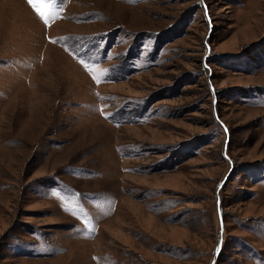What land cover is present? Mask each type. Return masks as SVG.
<instances>
[{"label": "rangeland", "instance_id": "rangeland-1", "mask_svg": "<svg viewBox=\"0 0 264 264\" xmlns=\"http://www.w3.org/2000/svg\"><path fill=\"white\" fill-rule=\"evenodd\" d=\"M51 11L0 0V264H264V0Z\"/></svg>", "mask_w": 264, "mask_h": 264}, {"label": "snow or ice", "instance_id": "snow-or-ice-1", "mask_svg": "<svg viewBox=\"0 0 264 264\" xmlns=\"http://www.w3.org/2000/svg\"><path fill=\"white\" fill-rule=\"evenodd\" d=\"M27 3L34 9L42 19L45 26L49 23V15L56 17V11H51L56 6V0H27ZM85 67L87 65L85 64Z\"/></svg>", "mask_w": 264, "mask_h": 264}]
</instances>
